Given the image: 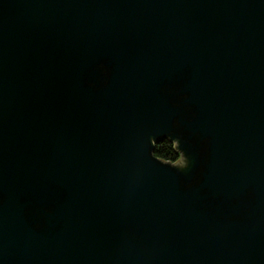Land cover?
<instances>
[{
	"label": "water",
	"instance_id": "obj_1",
	"mask_svg": "<svg viewBox=\"0 0 264 264\" xmlns=\"http://www.w3.org/2000/svg\"><path fill=\"white\" fill-rule=\"evenodd\" d=\"M0 264H264V0H0Z\"/></svg>",
	"mask_w": 264,
	"mask_h": 264
},
{
	"label": "trees",
	"instance_id": "obj_2",
	"mask_svg": "<svg viewBox=\"0 0 264 264\" xmlns=\"http://www.w3.org/2000/svg\"><path fill=\"white\" fill-rule=\"evenodd\" d=\"M154 156L164 162L175 163L179 160V153L176 151L174 144L168 140L157 144L154 147Z\"/></svg>",
	"mask_w": 264,
	"mask_h": 264
},
{
	"label": "rangeland",
	"instance_id": "obj_3",
	"mask_svg": "<svg viewBox=\"0 0 264 264\" xmlns=\"http://www.w3.org/2000/svg\"><path fill=\"white\" fill-rule=\"evenodd\" d=\"M183 157L179 158V160L175 163V165L179 168L185 165V162L182 161Z\"/></svg>",
	"mask_w": 264,
	"mask_h": 264
},
{
	"label": "flooded vegetation",
	"instance_id": "obj_4",
	"mask_svg": "<svg viewBox=\"0 0 264 264\" xmlns=\"http://www.w3.org/2000/svg\"><path fill=\"white\" fill-rule=\"evenodd\" d=\"M174 144V143H173ZM174 147H175V144H174ZM175 149H176V147H175ZM177 151V150H176ZM178 152V151H177ZM179 153V152H178ZM179 155H180V153H179ZM179 158H181V155H180V157ZM176 163V162H175ZM175 163H173V164H175Z\"/></svg>",
	"mask_w": 264,
	"mask_h": 264
}]
</instances>
